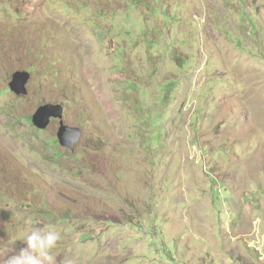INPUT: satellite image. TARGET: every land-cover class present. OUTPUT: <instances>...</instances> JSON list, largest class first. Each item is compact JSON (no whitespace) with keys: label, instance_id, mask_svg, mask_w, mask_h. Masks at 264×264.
Here are the masks:
<instances>
[{"label":"rangeland","instance_id":"1","mask_svg":"<svg viewBox=\"0 0 264 264\" xmlns=\"http://www.w3.org/2000/svg\"><path fill=\"white\" fill-rule=\"evenodd\" d=\"M34 228L55 264H264V0H0V246Z\"/></svg>","mask_w":264,"mask_h":264},{"label":"clouds","instance_id":"2","mask_svg":"<svg viewBox=\"0 0 264 264\" xmlns=\"http://www.w3.org/2000/svg\"><path fill=\"white\" fill-rule=\"evenodd\" d=\"M60 239V233L51 228H34L23 236L24 247L14 255L0 246V264H55L53 250Z\"/></svg>","mask_w":264,"mask_h":264},{"label":"water","instance_id":"3","mask_svg":"<svg viewBox=\"0 0 264 264\" xmlns=\"http://www.w3.org/2000/svg\"><path fill=\"white\" fill-rule=\"evenodd\" d=\"M30 73L17 71L13 74L12 81L9 83L11 91L16 95L28 94V82ZM64 108L62 105L44 104L38 107L33 114L32 123L39 130H45L53 119L60 121L57 138L61 146L72 148L79 140L82 130L79 127H70L64 122Z\"/></svg>","mask_w":264,"mask_h":264}]
</instances>
